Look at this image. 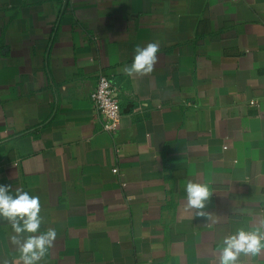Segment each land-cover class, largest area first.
Wrapping results in <instances>:
<instances>
[{
    "label": "crops",
    "instance_id": "0c3cea01",
    "mask_svg": "<svg viewBox=\"0 0 264 264\" xmlns=\"http://www.w3.org/2000/svg\"><path fill=\"white\" fill-rule=\"evenodd\" d=\"M149 42L154 71L123 74ZM100 72L120 88L115 135ZM0 185L38 196L57 232L39 264H218L264 219V0H0ZM14 234L0 220V264H22Z\"/></svg>",
    "mask_w": 264,
    "mask_h": 264
},
{
    "label": "clouds",
    "instance_id": "9594fccd",
    "mask_svg": "<svg viewBox=\"0 0 264 264\" xmlns=\"http://www.w3.org/2000/svg\"><path fill=\"white\" fill-rule=\"evenodd\" d=\"M158 53V42H149L143 47L136 45L132 63L123 66L120 71L129 77L150 75L159 62ZM185 190L187 207L196 210L197 216L211 218V213L204 211L212 195L209 187L189 180ZM40 211L38 196L30 195L22 188H17L13 195L10 185H0V220L11 224L15 234L10 236V240L18 247L22 264H39L57 240V232L53 228L40 232ZM261 228H264V219L259 221L254 231L241 228L235 234L224 237L218 264H240L241 254L254 258L264 256V232L259 230ZM25 233L30 235L25 236ZM3 264H8V261H3Z\"/></svg>",
    "mask_w": 264,
    "mask_h": 264
},
{
    "label": "built area",
    "instance_id": "2783aa9c",
    "mask_svg": "<svg viewBox=\"0 0 264 264\" xmlns=\"http://www.w3.org/2000/svg\"><path fill=\"white\" fill-rule=\"evenodd\" d=\"M91 101L96 116L101 121L103 130L115 135L121 122L122 103L120 99V88L111 76L104 72L99 73L96 87L91 94ZM251 103L255 104L256 101L253 100ZM113 173L122 185L125 186V183L122 181V174L117 166L114 167Z\"/></svg>",
    "mask_w": 264,
    "mask_h": 264
}]
</instances>
